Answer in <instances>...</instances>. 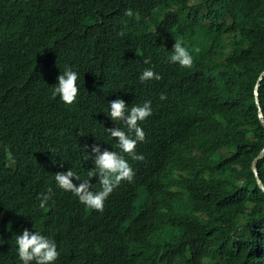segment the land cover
Listing matches in <instances>:
<instances>
[{
    "label": "trees",
    "instance_id": "obj_1",
    "mask_svg": "<svg viewBox=\"0 0 264 264\" xmlns=\"http://www.w3.org/2000/svg\"><path fill=\"white\" fill-rule=\"evenodd\" d=\"M56 20L65 27L48 26ZM177 40L193 56L190 69L169 62ZM216 46L225 51L224 64H217ZM64 54L79 76V95L71 106L52 97ZM148 68L162 78L141 83ZM263 70L264 0H0V234L14 238L49 215L41 231L49 235V218L59 228L76 227L85 240L75 250L85 264L104 257L106 243L120 230L141 240L155 264H264V193L250 169L264 147L253 98ZM117 98L129 110L151 101L152 115L138 125L146 134L138 150L144 159L133 183L122 182L104 211L95 213L76 196L61 193L52 177L56 169L78 176L92 170L93 144L119 151L105 130L127 132L123 122L108 116L109 103ZM259 108L264 118V77ZM184 121H198L234 151L235 168L211 172L229 195L219 218L201 222L191 214L182 219L192 204L171 190L175 180L150 176L145 155L158 154V145ZM38 159L49 176L38 191L47 194L51 188L55 198L50 211L31 191L30 172ZM257 167L264 184V159ZM93 179L91 191L97 192L100 185ZM152 200L162 201L167 211L156 214ZM125 202L134 204L132 217L126 218ZM61 243L55 264L69 260L65 234ZM129 259L125 251L113 253L110 264H128Z\"/></svg>",
    "mask_w": 264,
    "mask_h": 264
},
{
    "label": "clouds",
    "instance_id": "obj_2",
    "mask_svg": "<svg viewBox=\"0 0 264 264\" xmlns=\"http://www.w3.org/2000/svg\"><path fill=\"white\" fill-rule=\"evenodd\" d=\"M125 14L131 16L133 13L131 10H126ZM48 26L51 28L65 27L59 20L49 22ZM174 42L169 62L178 64L181 68H192L194 61L191 52L184 47L181 41ZM212 50L219 53L217 64H224V49L216 46V49L213 48ZM144 63L148 64L149 60L146 59ZM70 64L71 60L68 54H64L60 60V70H55L58 77L52 90L53 99L58 97L66 106L73 105L79 95L77 85L79 76L77 72L72 70ZM161 78L151 68H148L143 70L139 80L144 83L150 80L159 81ZM259 84L257 79L253 88V98L258 105L257 111L260 121L259 114L261 113L262 118L263 115L259 108ZM160 99L163 101L166 96L161 95ZM109 108V119L123 122L127 128V132L118 127L105 129L112 138L116 139V147L119 151L114 152L107 149L102 151L99 144H93L90 146V153L94 157L95 165L92 170H89L84 176H78L71 169L67 172L56 169L52 177L61 193H65L69 197L76 196L81 204L95 213L104 211L105 201L122 182L133 183L136 176L135 168L144 159L138 150L146 142V134L138 125L139 122L152 115L150 100L145 101L142 106L134 105L129 110L125 101L117 98L109 103ZM208 132L199 127L198 121L181 122V124L174 125L169 139L158 145L160 148L158 154L151 158L145 155L146 164L151 170L150 176L174 179L176 186L171 190L183 194L192 204L190 209L182 214L179 213L182 219L191 214L197 216L201 222L209 216L219 218L220 207L228 204L229 195L223 190L218 177L212 179L211 172L214 168H222L227 171L235 168L233 165L234 151L231 152L226 145L220 142L218 134L212 131ZM227 140L241 142V140L234 138ZM84 151L89 153V146L86 145ZM125 156L132 159L130 164ZM87 158L88 156H85V159ZM261 159H264V147L252 160L250 167L258 188L261 187L264 190V184L260 179L257 167ZM189 162L190 165L185 167L186 163L189 164ZM35 168L38 169L37 174ZM94 177L97 178L100 185V190L97 192L91 191V187L94 185ZM48 182L49 176L46 165L44 161L38 159L30 172L31 191L32 194L36 192V200L40 203V207L46 206L47 210L50 211L51 204L55 199L51 198V188L48 189L47 194L38 191L39 188L45 187ZM152 201L151 206L156 214L162 215L167 211L162 201ZM133 205H128L125 202L123 208L127 210L126 218L133 216ZM45 218L35 226L30 225L26 229L19 230L14 238L0 234V264H55L59 259L58 249H62L61 239L64 234L68 243L66 246V253L69 256L67 264H85L80 252L75 250L82 247L85 240L76 232V227L74 229L59 228L55 219L49 218V235H47L40 229ZM121 218L112 219L110 225H114L115 221ZM104 219L106 220L107 217L105 216ZM124 251L125 255L130 258L128 264H155L153 256L143 242L121 230L110 240L109 245L106 243L102 256L104 253L105 255L96 264H110L113 253Z\"/></svg>",
    "mask_w": 264,
    "mask_h": 264
},
{
    "label": "water",
    "instance_id": "obj_3",
    "mask_svg": "<svg viewBox=\"0 0 264 264\" xmlns=\"http://www.w3.org/2000/svg\"><path fill=\"white\" fill-rule=\"evenodd\" d=\"M264 76V71L260 74V76L258 77V80H259V82H260V80L262 79V77ZM259 117H260V122H261V124H262V126L264 127V121H263V118H262V116H261V113L259 114ZM260 187V186H259ZM260 189H261V187H260ZM262 190V189H261ZM263 192H264V190H262Z\"/></svg>",
    "mask_w": 264,
    "mask_h": 264
}]
</instances>
